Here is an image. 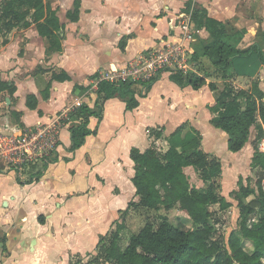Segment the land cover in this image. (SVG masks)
<instances>
[{"label":"crops","instance_id":"obj_1","mask_svg":"<svg viewBox=\"0 0 264 264\" xmlns=\"http://www.w3.org/2000/svg\"><path fill=\"white\" fill-rule=\"evenodd\" d=\"M188 1L81 0L79 19L72 21L67 12L74 0H45L65 24L60 50L49 49L50 39L39 34L31 17L26 28L0 32V80L16 85L12 98L8 90L0 91V106L6 103L5 113L0 108V130L18 129L15 111L20 112L24 127L32 128L52 122L78 99L95 108L97 93L92 75L118 70L142 51L178 39L179 17L191 12L186 7ZM194 1L203 5L209 16L222 21L229 33L241 32V48H259L262 61L256 50L248 58L236 59L240 71L258 72L254 76L236 75L234 83L248 88L257 79L264 91V0ZM192 26L194 50L197 38L206 40L210 32L197 27L193 20ZM122 39L126 40L124 49L120 46ZM62 72L70 78L52 79L54 73ZM217 79L207 78L216 81L217 90L207 84L195 89L177 85L170 71H163L146 96L136 95L137 107L127 109L126 101L119 96L107 99L102 118L89 116L88 127L96 129V134L87 135L75 150H70L72 127L80 122L69 119L60 130L58 148L49 156L27 164L21 171L0 163V264H70L75 255L95 252L100 236L122 222L121 211L130 201L140 200L132 181V147L144 150L155 144L165 151L169 145L193 136L197 129L202 135L201 148L219 156L223 166L236 170L243 162L247 172H255L251 160L256 126L251 127L245 146L233 152L227 145L228 134L211 123L213 113L208 105L224 87V80ZM50 80L49 98H45L42 90ZM29 94L36 96V108L27 105ZM185 122L186 127L172 136ZM160 127L161 136L154 135L152 129ZM205 140L209 148H205ZM259 146L264 150V138ZM54 156L56 160L49 162L44 174L29 181L31 165L42 167L43 160ZM188 168L195 171L193 166ZM242 169L233 173L234 184L241 175L244 178Z\"/></svg>","mask_w":264,"mask_h":264},{"label":"trees","instance_id":"obj_2","mask_svg":"<svg viewBox=\"0 0 264 264\" xmlns=\"http://www.w3.org/2000/svg\"><path fill=\"white\" fill-rule=\"evenodd\" d=\"M81 0H74L73 8L67 12L72 21L79 19ZM187 10L192 13V20L199 28L210 32V37L202 40L200 37L194 43L193 59L199 72L191 71L187 74L178 69L170 71L171 80L179 86L191 85L199 89L204 84L211 90H217L216 81L207 80V76L200 73L201 57H208L217 71L222 72L224 87L215 100L208 105L213 113L211 123L228 134V148L233 152L241 150L249 140L251 127L257 128L256 139L253 141L255 152L251 160V167L260 168L256 178V187L252 186L250 178L243 182L239 177V188L233 189L231 195L237 200L239 208L240 232L235 230L229 234L227 243L224 236L214 223V214L209 209L211 204H218L220 209L226 210L233 205L222 193V183L219 181L223 173L221 158L201 148L202 135L194 129V135L162 151L155 144L144 150L132 147L131 157L134 161L135 174L132 181L136 187V194L140 200L130 201L128 207L121 211L122 222L116 229L101 236L95 257L105 259L111 264H264V150L260 142L264 138V91L259 86V80H252L248 88L237 87L231 82L234 75L254 76L253 73L242 72L237 68V58H248L254 50L260 60L262 55L255 45L245 49L238 43L241 32L229 33L226 25L208 15L207 9L194 0L187 2ZM36 23L39 34L50 39V50L62 48L65 24L61 23L56 10L52 9L45 0H2L0 2V32L10 31L14 27H27L31 19ZM238 34L239 38H235ZM126 40L120 41L124 49ZM260 66V65H259ZM166 70H161V72ZM212 74V73H207ZM100 72L92 78L100 77ZM160 74L152 78L141 80L101 79L96 89L95 108L83 103L70 112L72 121H79L72 127V145L70 150L80 147L87 135L96 134V129L88 127L89 116L102 118L104 103L113 96H119L126 101L127 109L139 105V94L144 97ZM66 80L70 76L66 72L54 73L52 79ZM51 79V80H52ZM51 80L42 90L45 98H49ZM139 84V85H138ZM79 88H87L76 85ZM8 90L10 97L16 91L13 81L0 80V91ZM27 105L37 107L34 94L27 96ZM19 123L18 129H23L20 112H14ZM187 122L182 123L172 136L179 134ZM152 133L161 136L162 128L152 129ZM56 160V156L43 160L42 167L38 163L31 165L29 181L39 179L44 174L49 162ZM193 166L207 187L200 189L192 184L185 168ZM40 167V168H38ZM167 209L179 207L187 214L189 226L174 224L167 217L156 223L147 219L145 224L130 235L126 247L120 244L121 232L126 226L129 211L135 208ZM41 221L44 217L41 215ZM108 238V239H107ZM244 239L250 241L253 250H247ZM71 264V263H70Z\"/></svg>","mask_w":264,"mask_h":264},{"label":"built area","instance_id":"obj_3","mask_svg":"<svg viewBox=\"0 0 264 264\" xmlns=\"http://www.w3.org/2000/svg\"><path fill=\"white\" fill-rule=\"evenodd\" d=\"M179 34L176 40H165L157 47L139 53L124 67L118 70H105L95 78L97 89L101 79L146 80L159 75L161 70L178 69L187 74L199 72L193 59L191 43L195 40L192 26V13L185 12L179 17ZM83 104L81 99L73 107ZM73 107L63 109L52 122L42 123L32 128L21 130L8 128L0 130V163L21 171L27 164L43 159L56 151L60 144V130L70 119Z\"/></svg>","mask_w":264,"mask_h":264},{"label":"rangeland","instance_id":"obj_4","mask_svg":"<svg viewBox=\"0 0 264 264\" xmlns=\"http://www.w3.org/2000/svg\"><path fill=\"white\" fill-rule=\"evenodd\" d=\"M243 34H241L242 36ZM235 38H239L238 34L235 35ZM201 69H200V73H202L203 75H206L207 78L209 79H214V78H218L217 80L221 79L224 80V77L222 76V72L221 71H217V69L214 68V66L212 65V63L210 62V60L208 59V57H201ZM207 73H212L211 75ZM236 78V75H234L233 78H231V82L233 83V85H235L234 80ZM251 84V83H250ZM236 86V85H235ZM240 87V86H237ZM3 95H0V98H2ZM6 103L3 102V104L0 106L2 113H5L6 111ZM207 134H210V132H208L206 130ZM204 145L205 148H209V146L207 145V140L204 141ZM220 154V153H217ZM221 156L224 157V159H226V156L223 155V153H221ZM231 159L233 160V158L231 157ZM235 162V161H232ZM245 163L243 162H239L237 165L236 170H230V168H228V166L225 165L223 166V173L221 174V178H220V182L222 183V193L233 202V205L231 207H229L226 210L220 209L218 204H211L209 206V209L213 212L214 214V223L217 227V229L220 231V233H222V235L224 236V242L227 243L229 234L231 233V231L235 230L236 232H240V217H239V208L237 205V200L230 194L231 191L233 189H237L239 188V183L237 182L236 184H234L232 182L233 179V173L235 171L240 170V168L244 167V170L242 169V172H245V176L250 178L251 184L252 186L256 187V178L259 175L258 173H260V168L258 170H256L255 172H253L252 174H250V172H247L245 169ZM240 167V168H239ZM186 172L188 173L187 175H189L190 177V181L192 184L196 185L197 187H199L200 189H205L207 187V184H205L204 182H201V178L200 175H198V172H195L193 170V168H188L185 169ZM197 175V176H196ZM244 176L243 178V182L246 184L248 182L247 178ZM198 181V182H197ZM203 181V180H202ZM199 185V186H198ZM230 187L229 191L227 190V188ZM133 211V212H132ZM131 211L130 217L128 219L127 217V222H126V226L125 229L123 230V234L121 235V240H120V244L122 247H126V245L128 244L129 240H130V235H132L134 232H137L146 222V220L152 219L154 220L156 223H158L159 221H161L162 218L167 217L171 222H173L176 225H179L181 227L187 225L189 226V220H187V214L185 213V211L181 210L179 207H173L171 209H167L164 206H160L158 209H146V208H135L134 210ZM116 228H112L110 230L114 231ZM104 235H108V234H103ZM101 237V236H100ZM108 239V238H107ZM244 243V247L249 250L252 251L253 250V245L250 241L244 239L243 240ZM98 245V244H97ZM98 254V248L96 246V250L95 252H88L86 254H81V255H75L73 256V261H71V264H111L110 262H108L105 259H98L95 257V255Z\"/></svg>","mask_w":264,"mask_h":264}]
</instances>
